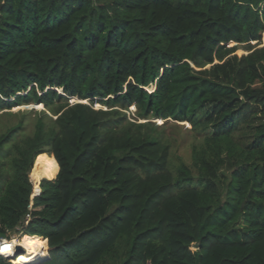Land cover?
Instances as JSON below:
<instances>
[{"label":"trees","instance_id":"1","mask_svg":"<svg viewBox=\"0 0 264 264\" xmlns=\"http://www.w3.org/2000/svg\"><path fill=\"white\" fill-rule=\"evenodd\" d=\"M263 33L264 0H0V111L44 109L0 130V241L42 264H264ZM151 119L189 125V164Z\"/></svg>","mask_w":264,"mask_h":264},{"label":"rangeland","instance_id":"2","mask_svg":"<svg viewBox=\"0 0 264 264\" xmlns=\"http://www.w3.org/2000/svg\"><path fill=\"white\" fill-rule=\"evenodd\" d=\"M251 45L254 48L263 47L264 46V33L262 35L261 45L257 46L255 42L251 43ZM235 55L240 57L242 55H247V52H245L242 48H240L235 52ZM146 90L148 92H151L153 91V87H149ZM75 103H78V101L75 99L70 101V104H75ZM94 109L104 110V108L100 105H95ZM42 111H44L42 106H34V105L21 106V107L14 108L11 111H6V112L0 111V130L5 131L9 127H12L18 124L19 122H22L23 129L21 131V135L23 137L31 136L33 133V129H34L33 127L34 122ZM135 111L136 110L134 107L129 108L127 117L128 118L134 117ZM138 123H146V121H138ZM148 123H150L151 127L154 128L155 131L159 133L162 136V138L170 144L171 150H172L171 159L173 162L177 163L179 159L186 164L190 163L189 157H190L192 138H191V133L189 131L190 127L187 123H176L170 120L164 121V120H157V119L156 120L151 119L148 121ZM44 156H48V155L45 154ZM43 168L45 169L46 167L44 166L43 163H41L40 169L42 170ZM30 173L28 175V178L33 188L32 196H31L32 198L35 195L36 196L39 195L40 193L39 185H40V182L44 179L39 180L37 183H33V181L30 178ZM10 239L16 240V242L18 243L17 246L20 244L19 241L23 240L22 238L18 236L17 233L12 234L10 236ZM44 252H45V246L44 245H42V247L38 246L37 249L32 253V257L28 259L25 256L26 253H20L19 256L17 257L16 255H14V251H12V254L14 256L7 258L6 261L9 264H28L30 261H33L40 253L39 258H38V262H39L41 255H43L44 257ZM48 253H49V250L47 248L46 255Z\"/></svg>","mask_w":264,"mask_h":264},{"label":"bare ground","instance_id":"3","mask_svg":"<svg viewBox=\"0 0 264 264\" xmlns=\"http://www.w3.org/2000/svg\"><path fill=\"white\" fill-rule=\"evenodd\" d=\"M6 245L9 246L7 249L5 248ZM17 247H19L21 250L25 251L26 252V254H25L26 258L30 259L32 257V253L37 249L38 246L25 247V246H22L19 244V246H17ZM12 251H13L12 243L6 242L4 244L3 249L0 251V255L6 256V257H12L13 256ZM43 259H44V257H43Z\"/></svg>","mask_w":264,"mask_h":264},{"label":"built area","instance_id":"4","mask_svg":"<svg viewBox=\"0 0 264 264\" xmlns=\"http://www.w3.org/2000/svg\"><path fill=\"white\" fill-rule=\"evenodd\" d=\"M34 197H36V195H35ZM34 197H32L31 199H33ZM31 208H32V202H31L30 205H29V209H30V210H31ZM28 221H29V215L26 216L24 224L27 225V224H28ZM6 242H11V243H12L13 251L15 252V247H16V245H17L18 243H17L16 240H14V239H12V240L10 239V241H7V240H1V241H0V251L3 249L4 244H5ZM0 256H2V255H0Z\"/></svg>","mask_w":264,"mask_h":264},{"label":"water","instance_id":"5","mask_svg":"<svg viewBox=\"0 0 264 264\" xmlns=\"http://www.w3.org/2000/svg\"><path fill=\"white\" fill-rule=\"evenodd\" d=\"M197 246H194L193 249H196ZM20 253H24L23 250H21L19 247H15V255L18 257ZM8 257H4V259H7ZM46 260H48V257L39 261L37 264H42L43 262H45Z\"/></svg>","mask_w":264,"mask_h":264},{"label":"clouds","instance_id":"6","mask_svg":"<svg viewBox=\"0 0 264 264\" xmlns=\"http://www.w3.org/2000/svg\"><path fill=\"white\" fill-rule=\"evenodd\" d=\"M18 236H19L20 238L23 237V236H21L20 234H18ZM17 238H18V237H17ZM9 241H10V240H9ZM45 242H46V241H45ZM46 245H47V242H46ZM18 246H19V245H18ZM16 247H17V245H16ZM47 248H48V247H47ZM48 250H49V249H48ZM24 253H26V252L24 251ZM48 254H49V253H48ZM48 254H47L46 256L49 258V255H48ZM14 255H15V252H14ZM14 255H13V256H14ZM0 257H2V258L4 259L5 256H0ZM47 257H46V258H47ZM8 258H9V257H8ZM5 260H6V259H5Z\"/></svg>","mask_w":264,"mask_h":264},{"label":"snow or ice","instance_id":"7","mask_svg":"<svg viewBox=\"0 0 264 264\" xmlns=\"http://www.w3.org/2000/svg\"><path fill=\"white\" fill-rule=\"evenodd\" d=\"M8 247H9V246H7V245L5 246L6 249H7Z\"/></svg>","mask_w":264,"mask_h":264}]
</instances>
